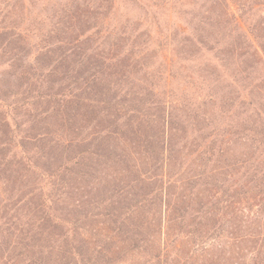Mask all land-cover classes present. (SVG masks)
Here are the masks:
<instances>
[{"label":"trees","instance_id":"trees-1","mask_svg":"<svg viewBox=\"0 0 264 264\" xmlns=\"http://www.w3.org/2000/svg\"><path fill=\"white\" fill-rule=\"evenodd\" d=\"M225 1L43 0L0 24L27 128L0 148V264H129L126 241L135 264H264V0ZM97 166L122 177L101 190L114 228L89 246L55 205L70 178L101 185ZM145 206L146 240L124 222Z\"/></svg>","mask_w":264,"mask_h":264},{"label":"rangeland","instance_id":"rangeland-1","mask_svg":"<svg viewBox=\"0 0 264 264\" xmlns=\"http://www.w3.org/2000/svg\"><path fill=\"white\" fill-rule=\"evenodd\" d=\"M42 2L43 0H34L33 3L38 4V9L34 11L32 9V5L34 4L30 3L28 0H0V24L3 23L1 24V27H7V29H11L10 26L5 24L18 21L24 22L42 17L43 15L37 13L40 7L39 5ZM236 2V0H226L225 4L231 9L235 8V10L238 11ZM260 10L262 11V15H264V8ZM261 31L262 32L259 33V35H262V33L264 34V25L261 26ZM32 52V55L34 56V49ZM13 59L14 55L11 50L0 49V143L6 142L1 144L2 146L0 145V148L4 147L6 150H11L10 152H12L13 145L18 142L19 135L27 129L26 126H24L21 131H17L13 122L16 114V111H13L15 100L14 95L18 91L19 84L17 76L9 66L10 63L12 64ZM22 90H24V88H22ZM96 168L98 170L96 175L98 176V179L101 180V185H96L95 179L92 178H70L66 181L63 197L55 205L56 214L66 222V225L63 227V229L67 230L69 227L77 229V239L87 242L89 246H94V243L101 240L103 236H109L111 229L114 228L111 219L108 217V213L112 210L114 202L116 201L113 200L114 202H112L111 200H107V198L110 196V193L103 192L101 190L103 189V185L106 182L116 181L118 178L122 177V172L116 170L115 168L107 169L105 166H97ZM39 182L40 181L36 175H31V173H28L25 179H22L21 183L18 185L17 192H19V194L29 192L37 187ZM0 187L2 186L0 185ZM134 190L137 191L138 189L135 188ZM172 193V196L178 194L176 190H174ZM185 194H188V192ZM191 197L193 198L194 194ZM36 198H38V194H36L33 199L29 198L31 201L29 203V208L33 209L34 200H36ZM135 199L136 198L130 194H124L122 200L119 203L123 204L122 208H126L133 204ZM169 200L172 202L173 199L169 198ZM160 206L161 211H163V204L160 203ZM150 212L152 211H150L147 206L141 207L133 211V214H130V219L126 218V220H124L125 225L134 232L138 231V226L142 227L139 232L142 233L145 240L150 238V230H155L154 223L149 226L150 230L146 229L147 224L151 221ZM175 224L176 225L173 224L171 226V232L174 231V237H179L182 239L184 235L179 233L178 230H183L180 229L178 223ZM218 233L220 232L215 231L213 236L217 235ZM191 241L189 243L196 253H199L203 246H210L209 243L201 244L197 240ZM194 242L195 244H193ZM178 244L179 243H177V245ZM190 245H185L184 248L188 249V246ZM197 245L199 246V249L197 248ZM128 246L129 242L126 241V245L123 244L122 250H119L121 255L116 257L121 258L125 257L126 255V262H129V264H135L137 256L133 251L129 250ZM140 258L143 260V257L140 256Z\"/></svg>","mask_w":264,"mask_h":264}]
</instances>
